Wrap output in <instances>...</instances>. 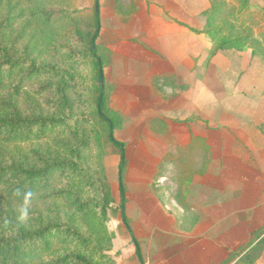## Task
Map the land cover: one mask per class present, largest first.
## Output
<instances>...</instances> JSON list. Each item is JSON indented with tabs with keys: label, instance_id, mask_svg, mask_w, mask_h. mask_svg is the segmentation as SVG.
I'll use <instances>...</instances> for the list:
<instances>
[{
	"label": "crops",
	"instance_id": "crops-1",
	"mask_svg": "<svg viewBox=\"0 0 264 264\" xmlns=\"http://www.w3.org/2000/svg\"><path fill=\"white\" fill-rule=\"evenodd\" d=\"M210 6L99 0L97 46L107 107L122 121L132 229L120 214L108 223L117 264H220L264 226V60L251 49L212 56L211 39L191 30ZM120 160L121 151L119 169Z\"/></svg>",
	"mask_w": 264,
	"mask_h": 264
},
{
	"label": "trees",
	"instance_id": "trees-1",
	"mask_svg": "<svg viewBox=\"0 0 264 264\" xmlns=\"http://www.w3.org/2000/svg\"><path fill=\"white\" fill-rule=\"evenodd\" d=\"M210 3L191 30L211 39L212 56L251 49L264 60L252 0ZM99 29L95 12L84 31L75 0H0V264H117L113 203L132 234L123 175L116 202L105 162L108 142L120 148V170L126 155L114 134L120 115L107 107ZM254 243H264V226L220 264H251L244 251Z\"/></svg>",
	"mask_w": 264,
	"mask_h": 264
},
{
	"label": "rangeland",
	"instance_id": "rangeland-1",
	"mask_svg": "<svg viewBox=\"0 0 264 264\" xmlns=\"http://www.w3.org/2000/svg\"><path fill=\"white\" fill-rule=\"evenodd\" d=\"M96 2L97 0H75L76 7L80 11L81 25L84 31H88L94 23L95 12L97 13ZM252 4H253L252 8L256 14V19L258 18L257 20H259L258 21L259 23L257 24L258 26H255L256 27L255 30H256V33H259L264 29V11L262 10V7L264 5V0H255ZM156 123L157 122H155V124ZM121 125H122V122L119 126ZM114 134H115V131H114ZM119 154H120L119 147L116 146L112 142H108L107 147H106L105 162H106V167H107V172H108V178L111 183L113 196L116 202H119L120 200L119 191L117 190V187L119 184V170H120L119 165H118ZM126 162H127V158H126ZM159 176H160V171L158 172V175L155 178V181L152 183L153 184L152 188L154 189L155 194L156 196H158V198H160V182L158 181ZM123 180H124V176H123ZM112 205L113 207L110 211V219L108 223L114 222L113 217L120 214L115 204L113 203ZM244 253H247L250 255L251 260H252L251 264H264V243L260 245H256L255 243L251 247H249L246 251H244Z\"/></svg>",
	"mask_w": 264,
	"mask_h": 264
},
{
	"label": "water",
	"instance_id": "water-1",
	"mask_svg": "<svg viewBox=\"0 0 264 264\" xmlns=\"http://www.w3.org/2000/svg\"><path fill=\"white\" fill-rule=\"evenodd\" d=\"M96 10H97V13H99V0H97L96 2ZM101 79L104 80V74H101ZM121 177H122V170H120V180H121Z\"/></svg>",
	"mask_w": 264,
	"mask_h": 264
}]
</instances>
